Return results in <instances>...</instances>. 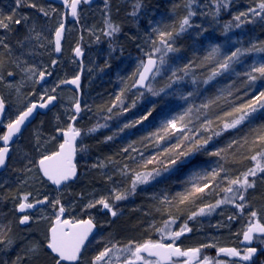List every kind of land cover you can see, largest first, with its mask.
<instances>
[{"label": "snow or ice", "instance_id": "1", "mask_svg": "<svg viewBox=\"0 0 264 264\" xmlns=\"http://www.w3.org/2000/svg\"><path fill=\"white\" fill-rule=\"evenodd\" d=\"M91 3L92 0H63L65 9L70 10V12L60 13L54 25L51 28H47L49 20H52L56 13L55 8L48 11L43 6L33 2V0H16V8L26 6L36 9L41 17L44 18L45 27L41 28L40 31H37V25L32 23L28 16H17L14 13L5 16L0 13V29H3L6 33L15 31L14 26H27L28 34L24 40L17 41L20 49L25 51H22L20 56L15 57L13 63L16 69L23 72L27 79L32 80L34 84H39L45 81L46 77H51L53 72L49 68H38L35 64L30 65L26 59L21 58L25 54H34L32 51L26 50V42L35 39L37 43L34 47L48 48L51 46L52 52L56 54L61 53L62 42L65 40L66 35L65 21L67 15L70 14L71 17L79 22L80 6ZM193 3L194 0H186V14L179 18L177 24L168 25L157 23L152 26V35L146 40L149 47L147 50L141 48L143 57L138 60L136 69L129 79L133 80L131 85L132 89H143V91L137 93L136 100L145 97L146 93L159 99L151 101L150 107L138 119L125 123L121 131L134 128L148 121L153 116V113L156 112L157 107L161 104H166L167 97L173 94L169 92V89H172L174 85L184 83L189 76L192 77L191 83L193 85H198L199 83L207 85L218 76L224 75L225 73H234L237 76L245 77L243 84L246 89H254L257 81L264 80V61L252 63L243 72H237L234 67L242 63V57L246 55H250L253 52L264 53V43H253L248 48L237 47L227 54L221 53L219 45L213 46L204 59L205 61H215V65L203 81H198L194 75L195 68L198 67L194 62L186 63L183 66L177 63L175 67L172 66L170 61L181 51V48L177 46V39L188 32L189 29L199 27L198 25H194L192 21V18L197 15L192 10ZM213 3L215 4L214 15H218L222 8L227 9L229 7L230 0H213ZM141 7L142 0H137L134 10L130 15L137 16ZM105 8L106 31H104V35L113 37L120 32V26L112 23L110 20L108 12L109 0H105ZM257 18L264 22V0H259L256 7L250 8L246 12H240L233 17L237 21L235 24L237 28L241 27L244 23H254ZM232 27V24L225 25L224 34L227 35V32ZM45 31H47L48 35L44 34ZM203 31H207V29H203ZM6 39V36L0 37V48L5 53L13 54V49L6 42ZM97 40H99L98 37ZM74 55L77 58H81L84 55L79 44L74 49ZM56 65L57 60L53 59L49 67L55 68ZM105 66L110 65L106 64ZM3 67L4 61L3 58H0V69H3ZM165 72L168 75L164 86L159 88L154 87L153 84L156 78ZM16 75V71L7 72V76L9 77ZM3 79V73L0 71V83L3 82ZM62 84L74 85L79 90L81 86L80 74L75 75L72 79L59 81L51 89L43 88L38 101L33 102L29 100L24 109L18 112L15 119L10 120L6 124V134L0 135V141L3 142V145L0 146V168H5L8 164L10 159L9 145L13 142V138L21 133L25 123L32 117L37 108L47 109L49 105L54 104L58 98L56 95L57 88ZM11 86L9 84V87ZM127 90L128 86L125 84L121 92L116 95L111 107L107 109L109 113H112L113 108H117V106H119L121 112L130 110V108L124 107L125 100L123 97ZM17 92H19V89H17ZM34 94L33 92L32 95ZM245 95H247V92H245ZM193 96V91H189L187 94L181 93L178 98L187 101L188 106L181 112H174L170 108L162 109L158 126L155 130L143 137V141H147L144 144L145 148L155 146V148L159 149L154 155L145 158L144 152L132 144L122 149L124 153H128L125 159L132 160L137 165L136 168H132L127 163H124L118 169L122 177H131L129 187L125 190L113 187L110 196L89 201L86 208H96L99 205L101 210H107L111 217L115 218L119 214V211L115 208V202L126 200L130 195H135L139 185L148 184L156 177L172 170L177 165L186 162L191 163L190 158L198 153L203 152L209 157H217L218 161H226L228 156L234 155L236 151L247 146L248 150L253 154L245 158L255 163L254 166L249 167L246 171L232 177L228 174V170L225 169L223 163H218L217 167L212 168L210 171H194L187 181L185 190L178 192L175 197L162 196L160 198V203L163 205L171 206L173 201H175V206L179 209L181 205L194 203L197 198L203 199L204 196L211 195L212 192L216 191V188H219L220 191L225 193L224 198L217 200L215 203H208L203 207H199L198 211L192 212L188 216V220H195L197 216L211 215L216 208L224 204H232L240 214H243L245 207L248 206L246 200L248 190L256 187L257 180L264 182V163H262L264 161V126L253 128L252 132L255 135L250 140L248 136L232 139L226 146L218 147L214 150H209L208 145L214 137L221 136L225 131L238 129L254 113L264 110V90L258 91L250 100L241 104L235 103L233 91L230 86L221 89L217 96L207 99L199 105L193 102ZM136 100L132 102L131 108L136 107ZM222 101L225 104L231 105L230 110L224 111L223 115L217 114L214 118L212 110L220 107ZM5 109V99L3 96H0V120L5 118ZM85 110L90 111L91 109L87 106L82 108L81 102L77 97L72 108L73 115L69 117V120L74 124L79 114ZM225 117H232V119L225 120ZM110 118L111 116L105 117V119ZM217 121H220V124L214 127L213 125ZM105 126L103 124L97 125L96 128L90 129V131L95 132L98 128ZM58 131L65 137L63 143L59 144L58 151L51 154H42L38 163L35 165V168L38 169V174L35 178L41 182L46 178L57 189L61 185L77 179V167L73 163V160L77 152L76 140L81 137V130L73 127L71 124L66 130L58 129ZM201 133H207V135H201ZM172 137H175L176 142L171 146L161 148V145ZM106 139L110 141L113 137L109 136ZM258 145L262 147L259 151H256V146ZM36 146L39 148V139L36 141ZM83 150L85 149H81V151ZM133 153L137 155H133ZM161 156H166L167 159H159ZM138 157L142 159H138ZM31 163L32 161L29 160L28 164ZM148 165H156V167L151 171L138 170L139 168L147 169ZM99 166L101 165H92V167ZM25 168L27 172L34 171L27 164ZM107 179L111 181L113 177L109 175ZM214 184L216 188L212 187ZM221 185L224 186L221 187ZM208 189H212V191L209 192L207 191ZM29 195L30 193L25 194L21 198V202L17 205V210L20 213H27L29 209H34L38 205L49 203L47 196L43 199L37 198L29 202ZM51 207L55 212V218L47 230L44 242L29 241L24 249V255H16L15 259L10 261V264H24L25 261H29V264H41L42 258L44 257H47L48 264H193V262L195 264H214L210 257H201L202 248H212L215 247L214 244L206 243L199 247L188 249H182L178 245L177 241L186 233H190L192 228L185 221L178 230H172L175 218L166 220L163 227L157 229L160 233L159 240L146 239L140 242L130 240L124 244L114 240L97 241L102 242L103 246L89 256V248L91 246L89 237L92 236L94 229L97 227L93 223V218L91 216L88 219L76 220L64 218L66 209L58 197L51 202ZM157 210L160 211L161 209ZM169 216L171 217L170 211ZM249 216L252 219L248 221V226L242 234V242L246 246L242 250L221 247L218 251L228 257H237L240 261L245 262V264H255L253 258L257 256L258 252L264 255V248L251 245H253L254 240L258 244L264 245V223H261L257 219L256 211H250ZM235 218V216H229L228 220L231 221ZM33 222L38 221L34 220L30 214H24L18 219L19 225L22 226L30 225ZM24 231L30 232L31 229L25 228ZM18 243L19 241L11 228L0 226V253L6 255ZM3 264H9V262L4 261ZM215 264H226V262L216 261Z\"/></svg>", "mask_w": 264, "mask_h": 264}, {"label": "trees", "instance_id": "2", "mask_svg": "<svg viewBox=\"0 0 264 264\" xmlns=\"http://www.w3.org/2000/svg\"><path fill=\"white\" fill-rule=\"evenodd\" d=\"M258 2L259 0H233V5L240 8L241 12L243 7L253 8L257 6ZM42 3L44 5L40 6H43L48 11H51L53 8L56 9L53 19L49 20L47 25V28H51L54 25L55 20L59 18L60 13H63L64 11L62 7L56 4L54 5L47 0H42ZM97 5L98 4L92 6L83 5L81 7L79 22L73 24L71 27L72 32H75L73 34H75L74 38L76 40L73 39L72 41L70 39V29H68L64 42V49L60 57L55 56V53L51 51V46L48 48L34 47L37 42L35 39H32L26 42V50H30L34 54L24 56L23 59H26L30 65L36 64L35 59L39 60L40 55H43L45 57L46 66H42V69L49 68V70L53 72L50 79H58V74L62 71L65 63L68 60H76L73 53L72 55L67 56L68 45L72 44L76 47L77 44H80L83 46L84 51L88 49V44H86L85 39H82V37L85 36V23H89L94 32L97 33L99 38L97 43L101 44L100 55L108 56L109 50L107 52V50H105V46H108L109 48L110 43H106L109 40L107 38L108 36L104 35V31L106 30V12L105 17L98 18L95 16L92 13V10L97 7ZM131 8L132 7H130L127 3L121 1L113 4V6H110V9L108 10L110 20L112 23L120 26V36L117 41L119 48L115 52L117 57L112 59V72L106 73L104 77L93 82L90 89L89 86L88 89L85 87V80L88 74V68L86 66L87 55L85 53L86 57L84 61L83 76L84 96L82 107L87 106L90 108L93 118L97 120L92 127L109 120L105 119V117L108 116H111L110 120H116V123L112 129H108L104 133H100L92 137H87V132L84 127L81 129V132H83L81 140H86L82 144V147H84V149L87 148L88 154H90V159L96 160L97 164L101 166L95 167L93 171L91 169L84 179V183L76 181L65 188L66 190L69 188H72L71 190H74L75 188L76 190L74 195L72 191V195L74 197L73 203H77L79 208L76 215L77 218L75 217L76 219H86L90 216L93 218L95 215L97 216V214L100 215L102 210L99 205L96 208H90L89 210H86V208L84 209L83 207H85L89 201L103 197L107 190H111L113 187H120L123 188V190L129 187L131 177H122L119 174L118 169L124 163H127L132 168H136L137 165L136 162L125 159V157L128 156V153H124L122 149L127 147L129 144H132L134 147L139 148L144 152L145 158L150 157L159 151V149L155 148V146L145 148L144 144L147 143V141H143V137L149 132L155 130L158 126L162 109L170 108L174 110V112H181L188 106L187 101L178 98L181 93L187 94L189 91H193L194 96L192 100L196 105H199L207 99L217 96L221 89L230 86L233 91L235 103L241 104L250 100L251 97L256 95L258 91L264 90V87H262L264 86V80L257 81L254 89H246L243 84L245 77L237 76L234 73H225L224 75L218 76L207 85L199 83L196 85V88L191 87V84L174 85L172 89H169V92L173 94L167 97V103L159 105L156 112L153 113V116L150 117L148 121H145L143 124H139L134 128L124 129L121 131L125 123L138 119L150 107L151 101L159 99L147 96L148 94L146 93L145 97L140 100H136L138 91H134L131 88L133 80L129 79V77L132 76V73L135 71L137 66L135 55L138 57L140 56L141 58L143 57L140 55L141 53L139 52L136 44L123 42V39L130 35L131 29L136 25L134 16L130 15L132 12ZM141 8L140 18L145 20L144 23H146L149 28L150 24H177L179 18L183 16L185 10L183 0H142ZM0 13L5 16L12 13L17 16H28L31 18L30 21L37 25V31H40L41 28L45 27L44 18L41 17L36 9L26 6L16 8V0H0ZM226 20L227 19H220L216 22V24L214 22L212 23V26L209 27L205 26L203 23L201 24V30H199L198 33H195L192 36L182 35L178 39V42L180 43L178 45L181 48V53L178 56V62L182 66L189 62H194L195 65H198V67L195 68L194 73L198 81L206 79L215 65V61H205L204 59L213 46L219 45L221 53L227 54L230 51L235 50L237 47L248 48L251 47L253 43H264V22H262L259 18H257L254 23L242 25L241 28H231V30L227 32V35H225L224 27L228 22ZM14 27L15 31L7 33L13 37V40L8 38L6 39V42L9 43L12 48L13 46L16 47V45H18L17 41L24 40L28 34L27 26L21 25ZM130 27L131 29H129ZM203 29H207V31H203ZM16 34H19L18 38L15 37L17 36ZM44 34L48 35L47 31H45ZM19 50V52L22 51V49ZM122 52L128 55L132 54V56L128 58L127 55V58L123 59L120 56ZM0 58H3L4 66H6L7 69H13V71L17 72L18 77L21 76L24 80H27L25 74L16 69L15 64L12 63L13 59H11V54L5 53L2 48H0ZM53 59L57 60V65L55 68H50L49 66L51 65ZM261 61H264V53L253 52L250 55L242 57V63L237 64L234 67L237 72H243L252 63H258ZM76 67L78 72L77 74H79L83 66L78 64L77 60ZM166 79L167 76L159 77L157 81L158 88L164 86ZM27 81L29 82V85H32V80ZM125 84H127L128 90L125 91V95L123 97L125 100L124 107L130 108V110L121 112L119 106H117V108H113L112 113H109L107 109L111 107L116 95L121 92V89L125 87ZM29 85L26 84V88H28ZM36 85L37 84L33 83V86L36 87ZM26 88L20 89L22 91H26ZM245 92H247V95H245ZM134 100H136V107L131 108V104ZM31 101H38V98ZM230 107L231 105L225 104L222 101L220 107L212 110L213 117L215 118L217 114L223 115L224 111L230 110ZM58 108L59 107L49 113V115L40 116L38 120L52 118L55 116ZM230 119H232V117H225V120ZM38 120L36 122H38ZM218 124H220V121H217L213 126L216 127ZM261 126H264V110L254 113L253 116L238 129H231L223 132V134L219 137H214L209 143L208 149L214 150L218 147H224L232 139H238L244 136H248L250 140L252 136L255 135V133L252 132V129L259 128ZM201 135H207V133H201ZM109 136L113 137L110 141L106 139ZM42 141L39 143L41 146L44 143V141ZM175 142V137H172L171 139L165 141L161 145V148L171 146ZM261 147L262 146L259 145L256 146V151H259ZM252 154L253 153L248 150L247 146L236 151L234 155L228 156L226 161H218L217 157H209L203 152L196 154L190 158L191 163L186 162L184 164L177 165L172 170L164 172L162 175L152 180L154 181V184L151 186L153 189H148L150 187V181L146 185H139L136 189L135 195H130L126 200L115 202V208L117 210H122L125 208V205L128 206L124 212L123 219L119 221L115 220L113 223H110V225H107L109 227H106V229L100 227L98 229L99 233L106 231L104 232L106 235L105 240H108L109 235L115 234L122 238L123 236L128 238L131 237L138 242L146 239L156 241L160 239V233H156V230L158 229L156 226L160 225L162 228L166 220L175 218L173 226H175L176 229L181 227L185 221H187L189 227L192 228V231L189 234L177 241L178 245L183 249L195 248L206 243H212L215 247L202 248L201 253L209 254V256L215 258V260L219 258L217 257V251L221 247L240 249L242 246L240 245L242 237L240 234L242 231L241 225L233 222V220H228L229 216L236 217V214H238L237 212L234 213L237 209L232 204H227V206L223 205L221 208L212 212L211 215L197 216L195 220H188V216L192 212L198 211L199 207H203L208 203H215L217 200L224 198L225 193L220 191L219 188H216L215 184L212 187L216 188V191L212 192L211 195L204 196L203 199L197 198L194 203L181 205L179 209L176 208L175 201H173L171 206H168L161 204L160 198L162 196L175 197L178 192H183L185 190L187 181L194 171H210L212 168L217 167L218 163H223L225 169L228 170V174L235 177L241 172L246 171L249 167H252L254 161L245 158L247 156H251ZM133 155L137 154L133 153ZM138 159L142 158L138 157ZM159 159L166 160L167 157L161 156ZM154 167H156V165H148L147 169L139 168L138 170L151 171ZM90 168L91 167H89V169ZM81 170L83 172L82 167ZM109 175L113 177L111 181L107 179ZM13 184L18 185L19 183L18 181H15ZM45 184L48 189H51V191L56 194L62 205L67 204V200H62L61 193L56 192L55 188L51 187L47 181H45ZM223 186L224 185H221V187ZM151 190H154V192H151ZM4 191L2 190L0 192V226L6 225L5 227H7L9 220H15L14 218H16L15 207L19 200L15 198V190L13 187L8 185L4 188ZM207 191L211 192L212 189H208ZM249 192L250 189L248 190V194ZM89 194H92L94 197L91 199L88 197ZM44 197H41V199ZM252 206L262 213V218L264 220V192H262V195L260 193V196L254 199ZM222 208L225 209L226 213L222 212ZM157 209L161 210L158 211ZM169 211L171 212V217L169 216ZM66 215L67 217H71L69 212H66ZM206 221L207 223L205 226L203 222ZM218 225L219 227H217ZM231 258L236 264H245V262H242L235 257ZM41 264H48L47 257Z\"/></svg>", "mask_w": 264, "mask_h": 264}, {"label": "rangeland", "instance_id": "3", "mask_svg": "<svg viewBox=\"0 0 264 264\" xmlns=\"http://www.w3.org/2000/svg\"><path fill=\"white\" fill-rule=\"evenodd\" d=\"M125 2L127 3L131 8V10H134V6L137 3V0H109V8L110 6H113V4L117 3V2ZM184 1V7L186 4V0ZM35 3L39 4V5H44L42 3V0H34ZM236 5H233V0H230V4L229 7L227 9L222 8L220 13L218 15H214L215 13V4L213 3V0H194V3L192 5V10H194L197 15L194 16L192 18V21L194 23V25H198L199 27H193L191 29H189L188 32H186L185 34H183L184 36H192L195 33H198L199 30H201L200 26L201 24H205V26L209 27L212 26V23L219 21L220 19H227L226 21L230 22L227 24H232L233 25V29H235V24L237 23V21H235L233 19L234 16H236L237 14L240 13V8L235 7ZM142 9V8H141ZM140 9V11H141ZM250 8L248 7H243V10L241 12H246L248 11ZM140 11L139 14L137 16H134V20L136 22L135 27L133 26V28L131 29V27L129 29H131V33L130 35L126 36V38L123 39V42L125 43H131V44H136L137 48L139 50V52L141 53L140 55L143 56L142 51L140 50L141 48H144L145 50L148 49V44L146 43V40L148 39V37L151 34V28L153 25L150 24V28L149 26L144 23V19L140 18ZM105 12H106V8H105V0H101L100 3H98L97 7H95L92 10V13L97 16L98 18L100 17H105ZM237 13V14H236ZM184 14H186V7L184 10ZM183 14V15H184ZM31 19V18H30ZM33 19V18H32ZM115 24V23H114ZM226 24V25H227ZM244 24H251V23H244ZM242 24V25H244ZM117 25V24H116ZM241 25V26H242ZM72 25H70V27L68 29L69 30V34H70V39L73 41L76 40L74 38L73 33L72 32ZM241 28V27H239ZM84 30H85V36L82 37V39L86 41V44H88V49L85 50V53L87 55V63L86 66L88 68V74L85 80V87L89 89L91 87V85H93V82H95L96 80L101 79L102 77H104V75L106 73H110L113 70V66H112V59H115L117 56L115 54L116 50L119 48L118 47V38L120 36V32L117 33L115 36L113 37H107L109 41H107L106 43H110V46L108 48V46H105V50H109L108 52V56L107 55H100V47L101 44H98L97 42V33L94 32L92 26L89 23H85L84 25ZM231 30V29H229ZM106 31V30H105ZM1 32H5L3 29H0V33ZM72 32V33H71ZM17 36H15L16 38L19 37V34H16ZM7 37L10 40H13V37L11 35H8L6 32L5 33H1L0 37ZM179 39V38H178ZM178 39L176 41L177 46H179L178 44H180L178 42ZM180 47V46H179ZM20 47L18 45H16V47L13 46V54H11V59H13V61L15 60L16 56H20L22 51L19 52ZM75 46L72 44L68 45V50H67V56L72 55L73 50H74ZM27 49V47H26ZM18 51V52H16ZM104 53V52H103ZM181 53V51L175 56L173 57L172 61H170V63L172 64L173 67L176 66V64L178 63L179 65H181L178 62V56ZM107 54V53H106ZM126 53L122 52V54L120 55L123 59L127 58ZM24 56H27V54L23 55L21 58L23 59ZM130 56H132V54L128 55V58H130ZM104 57V58H102ZM136 61L138 63V60L141 58L140 56H136ZM121 58V59H122ZM36 61V66L38 68L42 69V66H46V61H45V57L43 55H40V59ZM123 62V61H122ZM13 63V62H12ZM110 65V66H105V65ZM182 66V65H181ZM77 67H76V60H68L65 65L63 66L62 71L60 72V74H58V79L56 80H52L50 79V77H48L47 82H45L44 84H37L36 87L32 85H29L28 83V79L24 80L21 76L18 77V75L14 76V77H9L7 76V72L8 71H13V69H7L6 66L3 67V69H0V71H2L3 73V82L0 83V94L1 96L4 97L6 104L8 105V109L6 111L5 114V118L0 122V135H3L5 130H6V124L10 121L15 119L16 115L18 114L19 111H22L25 107V105L28 103L29 100H35L37 98H39V96L42 94V90L43 88H48L51 89L52 87H54L59 81L64 80V79H71L72 77H74L75 75H77ZM103 69V70H101ZM167 72L163 73L161 76H167ZM159 76V77H161ZM159 77L156 78V81L154 82L153 86L158 88L157 85V81L159 79ZM191 79L192 77L189 76L188 78H186L185 82L182 84H191V87L196 88V85H193L191 83ZM31 81V80H30ZM33 82V81H32ZM31 83V82H30ZM9 84H11L12 86L9 87ZM26 84L29 85L28 88H26ZM180 85V84H179ZM20 88H26V91H22ZM17 89H19V92H17ZM35 93L34 95H32V93ZM140 92V91H138ZM56 95L58 97V100H60V104H59V108L57 109V112L55 114V116H53L52 118L49 119H39L38 122H36V124H34L33 126H31L27 132L25 133V135L19 139L17 141L16 144L13 145L12 147V158L10 160L7 172H5L3 175L0 176V192L3 190L6 186H10L13 187L15 190V198H17L19 201L16 204L15 207V211H16V218H14L15 220H9V224L7 227H5L6 225H1L4 228H11L13 233L15 234L17 240L19 241V243L17 244L16 247H14L12 249V251L8 252L6 255L4 253H0V264H3L4 261H8L10 264V261L15 259L16 255H24V249L27 246L29 241L32 242H38V243H43L45 240V236L47 234V230L52 222V220H54L55 218V212L53 210V208L51 207V202L57 198L56 194H54L51 189H48L47 185L45 184V179L43 180V182H41L40 180L36 179L35 177L38 174V169L35 168L36 163H38V160L41 158L42 154H51L53 152L58 151L59 149V144L62 143L63 141V135L61 134L60 131H58V129H64L66 130L69 125H70V120L69 117L71 115H73L72 112V108H73V104L75 99L77 98V93L72 90V89H68L67 87H65L64 84L60 85V87L57 88V92ZM125 95V94H124ZM147 96H151L150 94H148ZM82 108H85V106H83ZM95 117V116H94ZM97 120H95L93 118V114L91 113V111L85 110L82 112L81 116L78 119L77 122V128L78 129H82V127H84L86 129L87 132V137L89 136H95L98 135L100 133H104L106 130H110L115 126V121L116 120H107L104 121L103 125H106L105 127L102 128H98L95 132H91L90 129L96 128L97 125L93 126L92 125L96 122ZM99 124V125H100ZM37 139H39V143L40 141H44V143L42 144V146L39 144V148H37L36 146V141ZM42 141V142H43ZM84 141H86L85 139H82L79 142V147H78V165L79 168L81 170V167L83 169V172L81 170L80 172V178L77 182L79 183H84V179L86 178L87 174L90 172V170L95 168L92 167V165H98L96 160L94 159H90V154H88L87 148H85V150L81 151V149H84V147H82V144L84 143ZM31 160L32 163L28 164V161ZM255 163V162H254ZM262 163H264V161H262ZM28 165V167H32L34 169L33 172H27L25 165ZM254 166V164L252 165ZM89 167H91L89 169ZM15 181H18V185H14L13 183ZM25 181H27V183H25ZM154 184V181L150 182V187L148 189H153V187H151ZM72 188L69 189H64L63 192H61V198L62 200H67V204H64L63 206L66 209V212H69L71 214V217L69 216L68 218L70 220H76V215L78 213V205L77 203H73L74 200V193L76 192L75 188L74 190H71ZM119 189L123 190V188ZM264 190V182H261L260 180H257L256 183V187L254 189H250L249 194L247 193L246 195V200L248 202V206H246V209H244L243 214H240L239 211H234V213H238L236 214V218L233 220V222L237 223L238 225H241L242 231H241V235L243 233L244 230H246V227L248 226V221L251 220L252 218L249 216V212L250 211H256L257 212V219L261 222L264 223V220L262 218V213L259 212L257 209H255L252 206V202H254L255 198H258L260 196V193L262 195V192ZM72 191H73V195H72ZM150 191V190H149ZM262 191V192H260ZM5 192V191H4ZM151 192H154V190H151ZM29 202L34 201L35 199L39 198L41 199V197L45 196H49V203L46 204L45 206H43L42 208L38 209L37 211L31 213L30 215L33 216L34 220H37L38 222H33L28 226H20L18 223V219L19 216L18 215V211H17V205L21 202V198L25 195V194H29ZM111 195V190H107V192L104 194L103 197L105 196H110ZM88 197H90L91 199L94 197L92 194H89ZM88 204V203H87ZM225 206H227V204H224ZM223 205H221L219 208H221ZM83 207V206H82ZM81 207V208H82ZM125 208L118 209L119 214L116 217L117 220H121L124 217V212L127 209V205L124 206ZM84 209L86 208L83 207ZM216 208L215 210L219 209ZM257 208V207H256ZM90 208H86V210H89ZM221 210H223V213L225 212V209L222 208ZM76 217V218H75ZM93 219H95L96 221H100V227H103L104 229H106L108 223H106L105 221H103V218H101L99 216V214H97V216L95 215V217H93ZM15 221V222H14ZM206 222H203V224L206 226ZM110 225V224H109ZM99 227V228H100ZM25 228H30L31 231H24ZM156 228H161L160 225H157ZM179 228L176 229L175 226L172 225V230H178ZM106 232V231H104ZM99 233L97 234V236H95L92 240H91V246L89 248V256L94 253L98 247H102L103 243L102 242H97V241H106L105 240V233ZM156 233L159 234V232L156 230ZM189 233H186L185 235H187ZM184 235V236H185ZM113 236V237H112ZM184 236H182L180 239L184 238ZM108 240H114V241H120L121 244L127 243L130 240H135L133 238H128V237H118V235H109ZM256 245L259 246V248H264V245H260L256 242ZM186 249V248H185ZM203 256H209V254H202L201 253V257ZM219 258H217L215 260L216 261H224L226 262V264H236L234 261H232L231 257L226 256L225 254H220L219 256H217ZM212 258V257H210ZM44 259H46V257L42 258L41 263L44 261ZM150 259V258H149ZM154 259V258H153ZM183 259V258H182ZM214 262V264H215ZM24 264H29V261H25Z\"/></svg>", "mask_w": 264, "mask_h": 264}, {"label": "water", "instance_id": "4", "mask_svg": "<svg viewBox=\"0 0 264 264\" xmlns=\"http://www.w3.org/2000/svg\"><path fill=\"white\" fill-rule=\"evenodd\" d=\"M49 2H51L52 4H56V5H58V6H60V7H62V9L64 10V12H66V11H69L70 12V10H66L65 9V7H64V4H63V0H48ZM100 0H92V3L91 4H88V5H85V4H82V5H85V6H92V5H95V4H97L98 2H99ZM82 5L80 6V10H81V7H82ZM79 10V11H80ZM81 13V12H80ZM65 23H66V32H67V29H68V26H69V24L71 23V24H74V23H77V21L73 18V17H71V15L70 14H68L67 15V18H66V21H65ZM67 35V34H66ZM66 35H65V39H66ZM64 42H65V40L62 42V51H63V48H64ZM80 45V44H79ZM80 47L82 48V45H80ZM62 51H61V53H59V54H56L55 53V56L56 57H60V55L62 54ZM82 51H83V53H84V55H83V57H81V58H77L76 57V60H77V62L80 64V65H84V61H85V57H86V55H85V52H84V50H83V48H82ZM73 56H75L74 55V50H73ZM84 67V66H83ZM83 75H84V68L81 70V72H80V77H81V86H80V89L79 90H77L76 88H75V86L74 85H71V84H65V86L67 87V88H71V89H73V90H75L76 91V93H77V95H78V98H79V100H80V102H81V107H82V101H83V92H84V88H82V86H83V80H84V77H83ZM47 80H48V77H46V80L45 81H42V82H40V84H44L45 82H47ZM134 91L136 90V91H143V89H133ZM0 96H1V94H0ZM59 103H60V100H58V98H57V100L54 102V104L53 105H49V107L47 108V109H39V108H37V110L33 113V115H32V117H30L29 118V120L25 123V126L22 128V130H21V133L17 136V137H14L13 138V142L12 143H10V145H9V147H10V152H9V157H10V159H11V155H12V147H13V145L14 144H16L17 143V141L19 140V139H21L22 138V136H24L25 134V132L27 131V129L29 128V127H31L32 125H34L35 124V122L38 120V118L40 117V116H46V115H48L50 112H52L54 109H56L58 106H59ZM7 109H8V106H7V104H6V109H5V114H6V111H7ZM82 113V112H81ZM81 113L79 114V117L81 116ZM78 117V118H79ZM77 118V119H78ZM4 119V118H3ZM2 119V120H3ZM76 119V120H77ZM2 120H0V122L2 121ZM76 122L77 121H75V123L73 124L72 123V121H71V125L73 126V127H76ZM77 128V127H76ZM6 132H7V129L5 130V133L4 134H6ZM81 137H82V132H81ZM81 137H79V138H77V140H76V148H77V152H78V145H79V140L81 139ZM65 139V137L63 136V140ZM62 143H63V141H62ZM3 145V142L2 141H0V146H2ZM77 152H76V154H75V158H74V160H73V163H75L76 164V167H77V179H75V180H73V181H69V182H67V184H65V185H61L60 186V188L59 189H57V187L55 186V185H52L50 182H48L47 180H46V178H45V180L50 184V186L51 187H53V188H55L56 189V191L58 192V193H61L62 191H63V189L65 188V186H68V185H70V184H73V182H76V181H78V179L80 178V168H79V165H78V163H77V161H78V154H77ZM10 159H9V161H10ZM9 161H8V164H7V166L5 167V168H0V175L1 174H3V173H5L6 171H7V167H8V165H9ZM45 205V204H44ZM44 205H38L36 208H34V209H29V210H27V213H20L18 210V214L19 215H24V214H29V213H31V212H35V211H37L39 208H42V206H44ZM104 211H106V210H104ZM65 215H66V211H65V214H64V218H65ZM86 219H88V218H86ZM93 223H95V221L93 220ZM96 224V223H95ZM26 226H28V225H26ZM23 227H25V226H23ZM97 232H98V226L94 229V231H93V234H92V236H90L89 237V240H91L93 237H95V235L97 234ZM242 240H243V236H242V238H241V245H243L244 247L246 246V244L245 243H243L242 242ZM251 246H255L254 245V241H253V245H251ZM229 248H232V247H229ZM183 249V248H182ZM219 254H222V253H219V251H217V255H219ZM258 254H259V252H258ZM258 254H257V256H258ZM256 256V257H257ZM255 258V257H254ZM253 258V259H254ZM150 259H153V258H150ZM183 259H187V258H183ZM212 259V258H211ZM213 260V262H214V259H212ZM193 264H195V262H193Z\"/></svg>", "mask_w": 264, "mask_h": 264}, {"label": "flooded vegetation", "instance_id": "5", "mask_svg": "<svg viewBox=\"0 0 264 264\" xmlns=\"http://www.w3.org/2000/svg\"><path fill=\"white\" fill-rule=\"evenodd\" d=\"M19 215V214H18ZM20 216V215H19ZM22 216V215H21ZM101 218H103V221H105L106 223H108L107 225H109L110 223H113L115 220H117V218L115 217V218H113V217H111V215H110V213H108L107 212V210L106 211H104V210H102L101 211V213H100V215H99ZM65 218H68L67 217V215L65 216ZM69 219V218H68ZM70 220V219H69ZM94 221H95V223H96V225L98 226V228L100 227V221H96L95 219H93ZM20 226H22V225H20ZM254 245L255 246H257L258 248H259V246L258 245H256V241L254 240ZM99 248H101V247H98V249ZM244 247L243 246H241V248L240 249H238V250H242ZM235 258H237V257H235ZM214 259V261H215V258H213ZM237 259H239V258H237ZM254 261H255V264H264V255H262V254H258V256L257 257H255L254 258Z\"/></svg>", "mask_w": 264, "mask_h": 264}]
</instances>
